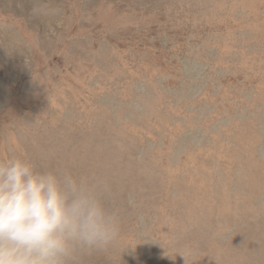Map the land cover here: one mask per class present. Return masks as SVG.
<instances>
[{
	"label": "rangeland",
	"instance_id": "obj_1",
	"mask_svg": "<svg viewBox=\"0 0 264 264\" xmlns=\"http://www.w3.org/2000/svg\"><path fill=\"white\" fill-rule=\"evenodd\" d=\"M16 158L109 186L75 264H264V0H0Z\"/></svg>",
	"mask_w": 264,
	"mask_h": 264
},
{
	"label": "clouds",
	"instance_id": "obj_2",
	"mask_svg": "<svg viewBox=\"0 0 264 264\" xmlns=\"http://www.w3.org/2000/svg\"><path fill=\"white\" fill-rule=\"evenodd\" d=\"M108 192L103 180L0 163V264H75L80 252L112 247L121 220Z\"/></svg>",
	"mask_w": 264,
	"mask_h": 264
}]
</instances>
